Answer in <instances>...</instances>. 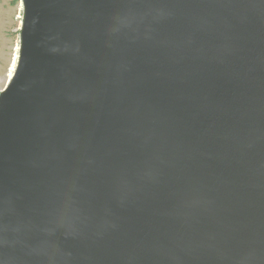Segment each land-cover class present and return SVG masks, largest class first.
<instances>
[{
	"label": "water",
	"instance_id": "water-1",
	"mask_svg": "<svg viewBox=\"0 0 264 264\" xmlns=\"http://www.w3.org/2000/svg\"><path fill=\"white\" fill-rule=\"evenodd\" d=\"M21 3L0 264H264V0Z\"/></svg>",
	"mask_w": 264,
	"mask_h": 264
},
{
	"label": "rangeland",
	"instance_id": "rangeland-1",
	"mask_svg": "<svg viewBox=\"0 0 264 264\" xmlns=\"http://www.w3.org/2000/svg\"><path fill=\"white\" fill-rule=\"evenodd\" d=\"M22 17L21 0H0V91L18 61Z\"/></svg>",
	"mask_w": 264,
	"mask_h": 264
},
{
	"label": "bare ground",
	"instance_id": "bare-ground-1",
	"mask_svg": "<svg viewBox=\"0 0 264 264\" xmlns=\"http://www.w3.org/2000/svg\"><path fill=\"white\" fill-rule=\"evenodd\" d=\"M13 68H14V67H13ZM13 68H11V69H10V74L8 75V76H9V78L11 77V75H12V72L14 71V70H13Z\"/></svg>",
	"mask_w": 264,
	"mask_h": 264
}]
</instances>
